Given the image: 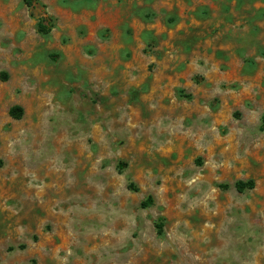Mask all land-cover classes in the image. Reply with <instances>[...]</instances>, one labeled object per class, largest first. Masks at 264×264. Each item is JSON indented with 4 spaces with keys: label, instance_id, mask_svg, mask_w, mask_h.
I'll return each instance as SVG.
<instances>
[{
    "label": "rangeland",
    "instance_id": "1",
    "mask_svg": "<svg viewBox=\"0 0 264 264\" xmlns=\"http://www.w3.org/2000/svg\"><path fill=\"white\" fill-rule=\"evenodd\" d=\"M38 1L0 0V264H264V0Z\"/></svg>",
    "mask_w": 264,
    "mask_h": 264
},
{
    "label": "trees",
    "instance_id": "2",
    "mask_svg": "<svg viewBox=\"0 0 264 264\" xmlns=\"http://www.w3.org/2000/svg\"><path fill=\"white\" fill-rule=\"evenodd\" d=\"M22 3L28 8L30 16L36 18V32L41 36H47L54 27V19L47 14L45 5L41 4L38 0H22ZM9 114L11 117L17 119L21 115V109L12 107ZM235 188L238 192H242L244 189H252L253 182L251 180L246 183L236 182ZM150 203L151 197H148L141 207H146Z\"/></svg>",
    "mask_w": 264,
    "mask_h": 264
}]
</instances>
